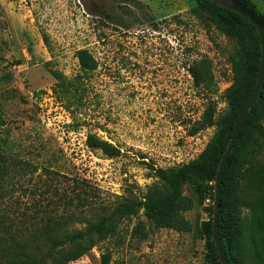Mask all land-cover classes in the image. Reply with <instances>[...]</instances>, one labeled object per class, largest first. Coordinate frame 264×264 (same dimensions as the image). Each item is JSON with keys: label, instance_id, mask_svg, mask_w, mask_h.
<instances>
[{"label": "rangeland", "instance_id": "1", "mask_svg": "<svg viewBox=\"0 0 264 264\" xmlns=\"http://www.w3.org/2000/svg\"><path fill=\"white\" fill-rule=\"evenodd\" d=\"M247 1L264 17V0ZM82 52L95 62L89 72ZM241 60L194 0H0V264L39 259L49 224L71 233L120 203L165 195L151 166L204 152L230 111ZM77 79L82 101L69 109L53 88ZM89 135L121 155L91 149ZM212 206L187 183L183 228L157 227L143 209L117 216L115 234L70 264H103L105 254L111 264H213L197 231Z\"/></svg>", "mask_w": 264, "mask_h": 264}, {"label": "trees", "instance_id": "2", "mask_svg": "<svg viewBox=\"0 0 264 264\" xmlns=\"http://www.w3.org/2000/svg\"><path fill=\"white\" fill-rule=\"evenodd\" d=\"M194 1L199 10L218 22L224 32L236 41L242 54L238 82L225 93L230 111L221 120L220 132L192 162L170 169L151 166L154 175L168 186L169 190L165 195H149L133 202L120 203L110 215L102 216L97 221L88 223L83 229L71 233L57 235L62 227L61 223L49 224L45 232V251L39 259L27 256L30 264H70L115 234L117 216L137 215L142 209L157 227L183 228L178 207L182 200L183 187L187 183L194 186L202 201L209 195L214 203V181L231 142L240 111L256 86L262 49L257 29L246 18L210 0ZM240 1L257 11L256 6L249 1ZM80 61L85 72L95 67L94 60L86 52H82ZM190 70L199 82V68L194 66ZM80 83L78 79L77 82L60 81L53 88L58 97L67 99L69 109L82 101L78 88ZM212 116L211 111L192 135L204 129L208 124L205 120L209 121ZM242 127L221 181L220 238L230 264H264V86ZM87 145L93 150L102 151L109 158L121 155L118 147L95 135L88 136ZM4 159L0 148V160ZM5 172L6 168L0 167V176L5 175ZM79 198L84 201L80 195ZM213 208L214 206L210 208L211 218L197 226V231L206 241L208 261L221 264L213 238ZM244 209L248 212L244 213ZM20 251L21 254L24 253L23 249ZM103 264H111L109 255L103 256Z\"/></svg>", "mask_w": 264, "mask_h": 264}, {"label": "water", "instance_id": "3", "mask_svg": "<svg viewBox=\"0 0 264 264\" xmlns=\"http://www.w3.org/2000/svg\"><path fill=\"white\" fill-rule=\"evenodd\" d=\"M210 1L217 3L226 9L232 10L240 14V16H243L252 25H254L259 33L261 40V49H262L260 74L256 86L240 111L237 123L234 126L235 128L232 134L231 142L221 161L218 173L216 175V181H214L215 197H214V208H213V238L219 253L221 264H230L227 254L223 249L222 240L220 238L219 220H220V206H221V181H222L223 173L226 169L228 159L240 136L241 130L243 128L242 126L244 125V122L248 116V113L252 105L260 95L264 86V17L261 16L260 13L255 11L251 6L245 4L240 0H210Z\"/></svg>", "mask_w": 264, "mask_h": 264}]
</instances>
